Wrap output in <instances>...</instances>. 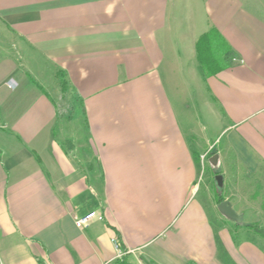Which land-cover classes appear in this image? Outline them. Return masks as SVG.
I'll use <instances>...</instances> for the list:
<instances>
[{
  "label": "crops",
  "instance_id": "1",
  "mask_svg": "<svg viewBox=\"0 0 264 264\" xmlns=\"http://www.w3.org/2000/svg\"><path fill=\"white\" fill-rule=\"evenodd\" d=\"M210 27L234 58L205 78ZM223 140L219 188L264 193V0H0L3 264H102L113 238L114 264H264L198 197Z\"/></svg>",
  "mask_w": 264,
  "mask_h": 264
},
{
  "label": "rangeland",
  "instance_id": "2",
  "mask_svg": "<svg viewBox=\"0 0 264 264\" xmlns=\"http://www.w3.org/2000/svg\"><path fill=\"white\" fill-rule=\"evenodd\" d=\"M213 142L211 141V143ZM224 143V140L215 141L212 148L208 150L207 156H203V160L198 167L199 177L196 182L199 191L198 197L203 199L204 202L206 198H209L213 209L217 206L216 202L218 200L220 202L229 201L235 211L243 216L244 220L240 223H250V227L264 236V193L255 184L256 181L252 179L253 183L249 185V188H243V193H232L230 188H219L216 184L215 176L221 174V167L218 165L211 166L209 160L213 155H217ZM193 148L198 152L201 150L202 144ZM258 238L261 241L260 243L264 245V237L259 236Z\"/></svg>",
  "mask_w": 264,
  "mask_h": 264
},
{
  "label": "trees",
  "instance_id": "3",
  "mask_svg": "<svg viewBox=\"0 0 264 264\" xmlns=\"http://www.w3.org/2000/svg\"><path fill=\"white\" fill-rule=\"evenodd\" d=\"M195 52L199 70L205 78L216 75L231 66L234 58L230 46L214 27H210L198 37ZM219 202L218 200L216 204Z\"/></svg>",
  "mask_w": 264,
  "mask_h": 264
},
{
  "label": "built area",
  "instance_id": "4",
  "mask_svg": "<svg viewBox=\"0 0 264 264\" xmlns=\"http://www.w3.org/2000/svg\"><path fill=\"white\" fill-rule=\"evenodd\" d=\"M94 219H101V217L98 216L95 212H92L81 218L76 219L75 224L77 227L83 228L86 227ZM112 243L114 247V256L112 259L102 264H114L116 261L122 260L127 254L132 252L129 250H123L115 238L112 239ZM0 264H3L1 257H0Z\"/></svg>",
  "mask_w": 264,
  "mask_h": 264
},
{
  "label": "water",
  "instance_id": "5",
  "mask_svg": "<svg viewBox=\"0 0 264 264\" xmlns=\"http://www.w3.org/2000/svg\"><path fill=\"white\" fill-rule=\"evenodd\" d=\"M217 158H218L217 155H213L210 158L209 162L211 163V165L216 166ZM215 181L218 187L222 186V177L220 175L215 176ZM217 211L221 216H223L228 220H234L236 222L240 220V217L232 209L229 201H222L219 204H217Z\"/></svg>",
  "mask_w": 264,
  "mask_h": 264
}]
</instances>
